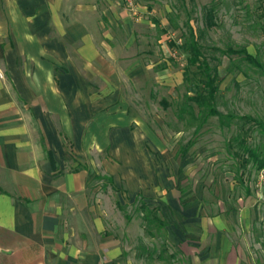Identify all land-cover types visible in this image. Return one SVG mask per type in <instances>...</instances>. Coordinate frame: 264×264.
Returning <instances> with one entry per match:
<instances>
[{
    "label": "crops",
    "instance_id": "0c3cea01",
    "mask_svg": "<svg viewBox=\"0 0 264 264\" xmlns=\"http://www.w3.org/2000/svg\"><path fill=\"white\" fill-rule=\"evenodd\" d=\"M106 1H9L4 52L0 34L11 81H0V264L123 262L120 239L110 226L105 233L99 175L67 161L66 139L78 156L85 136L107 145L101 179L117 200L153 198L155 210H169V242L184 264H247L229 237L231 221L180 202L156 171L145 131L120 109L116 84L150 72L131 53L135 27L122 0Z\"/></svg>",
    "mask_w": 264,
    "mask_h": 264
},
{
    "label": "rangeland",
    "instance_id": "374dc122",
    "mask_svg": "<svg viewBox=\"0 0 264 264\" xmlns=\"http://www.w3.org/2000/svg\"><path fill=\"white\" fill-rule=\"evenodd\" d=\"M9 1L16 0H0L2 48L8 43ZM260 4L264 8V0H122L118 6L135 27L131 53L142 56L150 72L116 84L124 102L120 109L131 128L145 131L156 171L171 182L180 202H200L207 216L221 215L231 221L229 237L247 264H264V167L257 169L251 160L242 163L247 156L242 154L244 147L264 160V14L258 9ZM97 16L104 18L100 3ZM191 40L199 48V62L207 64L214 76L211 104L202 99V67L188 62L185 48ZM240 48L260 67L241 55H227L228 50ZM15 54L16 66L25 77V56H18L17 50ZM5 61L2 53L0 81L9 84ZM209 107L222 117L235 118L210 115ZM242 116L260 122L262 130L241 121ZM242 137L246 138L243 148ZM72 146L66 139L67 161L80 160L90 176L99 175L105 233L109 235L110 226L120 239L122 263L184 264L169 242V210H155L153 198L133 201L122 195L119 201L117 191L101 179L109 159L101 138L85 136L78 156L69 150Z\"/></svg>",
    "mask_w": 264,
    "mask_h": 264
},
{
    "label": "trees",
    "instance_id": "16d2710c",
    "mask_svg": "<svg viewBox=\"0 0 264 264\" xmlns=\"http://www.w3.org/2000/svg\"><path fill=\"white\" fill-rule=\"evenodd\" d=\"M258 9H259L261 14H264V8H263L262 4H260L258 6ZM191 36H192V34H191ZM185 50L189 54V59H188L189 64L190 65L199 64L202 67V75L204 78L203 87H204V91H205V95L202 97V99L205 100V98H206V100L211 104L212 101L214 100V95H215V91H216V87L214 86V76H212L211 70L209 69L207 64H202L199 62L200 52H199V48H198L196 42H194V40H191L190 42L187 43ZM227 55H241L250 64H252L256 67H260V65L256 62L255 58L252 57V55H250L245 48H240L237 50H231L230 49L227 51ZM209 114L214 115V116H219V117H221V119H226V120L235 118V117H229V118L222 117L210 107H209ZM240 119H241V121H245L248 123H254L255 125H257V127L260 130H262V128H263V125L260 122H258L257 120L255 121L251 117L242 116V117H240ZM243 133L245 135H247L248 132H247V130H245V132H243ZM239 143H241L242 148H243V144L246 143V138L242 137L239 140ZM242 150H243L242 154L247 155L245 158L242 157L243 158L242 159L243 164L248 163L251 160L257 166V169H262L264 167V160L259 158V156L256 154V151H254L248 147H244Z\"/></svg>",
    "mask_w": 264,
    "mask_h": 264
}]
</instances>
